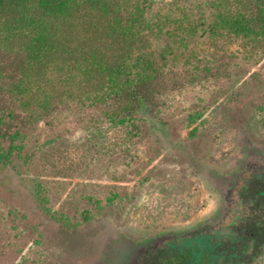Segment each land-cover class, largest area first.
I'll return each mask as SVG.
<instances>
[{
  "label": "rangeland",
  "instance_id": "obj_1",
  "mask_svg": "<svg viewBox=\"0 0 264 264\" xmlns=\"http://www.w3.org/2000/svg\"><path fill=\"white\" fill-rule=\"evenodd\" d=\"M257 1L151 0L158 74L123 124L113 85L65 63L25 76L0 45V135L20 147L0 162V264H132L216 217L227 180L264 157V35L226 22Z\"/></svg>",
  "mask_w": 264,
  "mask_h": 264
},
{
  "label": "trees",
  "instance_id": "obj_2",
  "mask_svg": "<svg viewBox=\"0 0 264 264\" xmlns=\"http://www.w3.org/2000/svg\"><path fill=\"white\" fill-rule=\"evenodd\" d=\"M257 2L251 18L242 14L226 21L238 34L264 35V0ZM150 6L151 0H0V45L26 55L25 76H44L54 64L65 63L83 69L93 85H113L121 101L113 117L123 124L147 106L148 85L158 74L146 51L145 15ZM3 72L0 67V79ZM7 138L11 145L5 151L1 140ZM15 139L0 135V162L20 148ZM257 263V256L250 255L232 264ZM167 264L193 263L176 258Z\"/></svg>",
  "mask_w": 264,
  "mask_h": 264
},
{
  "label": "flooded vegetation",
  "instance_id": "obj_3",
  "mask_svg": "<svg viewBox=\"0 0 264 264\" xmlns=\"http://www.w3.org/2000/svg\"><path fill=\"white\" fill-rule=\"evenodd\" d=\"M221 195L213 220L149 245L143 253L139 250L131 263L167 264L177 258L193 264H232L250 255L264 262V157L248 158Z\"/></svg>",
  "mask_w": 264,
  "mask_h": 264
}]
</instances>
